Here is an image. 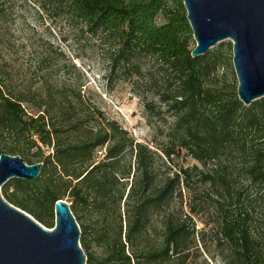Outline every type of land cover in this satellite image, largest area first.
I'll return each mask as SVG.
<instances>
[{
  "label": "trees",
  "instance_id": "obj_1",
  "mask_svg": "<svg viewBox=\"0 0 264 264\" xmlns=\"http://www.w3.org/2000/svg\"><path fill=\"white\" fill-rule=\"evenodd\" d=\"M27 1L74 38L95 41L118 81L151 96L144 107L155 137L137 142L87 106L80 87L44 81L14 93L0 76V157L43 164L36 180L3 186L4 199L53 229L55 204L68 198L87 264H207L189 258L197 234L204 241L211 231L223 264H264V98L239 100L221 53L192 58L183 2ZM212 209L215 230L188 226Z\"/></svg>",
  "mask_w": 264,
  "mask_h": 264
},
{
  "label": "rangeland",
  "instance_id": "obj_2",
  "mask_svg": "<svg viewBox=\"0 0 264 264\" xmlns=\"http://www.w3.org/2000/svg\"><path fill=\"white\" fill-rule=\"evenodd\" d=\"M37 11L27 0H0V76L10 90L14 93L35 92L44 81L52 88L58 85L80 87L87 106L92 110L100 109L137 142L151 144L155 133L144 107L145 99L151 96H136L128 83L118 81L117 74L110 72L105 53L95 41L87 36L74 38L64 21H51ZM217 52L224 57V72L238 83L232 42L219 43L209 53ZM44 59L47 61L40 64ZM157 142L162 141L158 139ZM103 154L99 153L100 158ZM65 201L72 205L68 198ZM122 214L125 215L124 208ZM216 216L213 209L206 210L188 226L195 225L200 232L207 222L210 224L208 229L215 230ZM96 239V233L88 235L91 253L100 258L103 251ZM215 240V231L208 233L204 241L197 234V247L191 252L189 262L197 259L207 264H223L217 257Z\"/></svg>",
  "mask_w": 264,
  "mask_h": 264
},
{
  "label": "water",
  "instance_id": "obj_3",
  "mask_svg": "<svg viewBox=\"0 0 264 264\" xmlns=\"http://www.w3.org/2000/svg\"><path fill=\"white\" fill-rule=\"evenodd\" d=\"M181 1L196 43L192 58L231 41L239 100L250 107L263 99L264 0ZM42 168V163L28 165L19 156L0 157V264H87L82 232L68 202L55 204V227L48 229L2 196L9 181H34Z\"/></svg>",
  "mask_w": 264,
  "mask_h": 264
}]
</instances>
